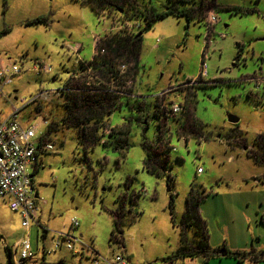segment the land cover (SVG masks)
Returning a JSON list of instances; mask_svg holds the SVG:
<instances>
[{"label": "rangeland", "instance_id": "374dc122", "mask_svg": "<svg viewBox=\"0 0 264 264\" xmlns=\"http://www.w3.org/2000/svg\"><path fill=\"white\" fill-rule=\"evenodd\" d=\"M87 1L0 0V69H21L4 87L0 111L6 106L20 109L19 121L37 128L36 139L46 137L54 145L34 177L40 225L32 222L25 228L9 200H0V264H7V249L14 252L24 239L30 240L34 254L25 264H93L92 250L101 259L123 254L131 264H264L223 254L164 262L181 245V217L192 189L205 196L200 216L212 249L224 243L240 252L264 248V164L248 156L255 151L256 136L264 134V93L247 81L264 75V0H217L249 11L210 12L218 21L209 36L198 19L169 16L154 24L142 36L138 70L137 61L129 63L138 71L139 83L135 77L124 92L137 88V100L106 116L114 127L102 120L92 145L81 136L83 127L64 122L63 87L80 71L82 59L93 58L96 38L121 28L139 33L144 23L127 20L110 6L98 14ZM153 1L159 11L168 4ZM38 17L47 21L30 23ZM114 59L115 69L125 62ZM203 62L208 68L203 83L179 88L199 76ZM40 64L50 72L32 69ZM87 81L84 77L74 89H84ZM109 83L107 79L100 92L109 94ZM41 93L48 101H34ZM174 103H186L185 109L177 116L169 113L167 120L164 110L170 112ZM229 114L239 118L237 124L228 121ZM51 124L57 128L49 131ZM114 128L122 134L109 136L107 131ZM89 130L84 133L90 135ZM120 141L123 147L115 149ZM144 143L163 152L160 176L144 166ZM120 206L126 210L122 245L111 240L114 212ZM73 220L80 226L73 228ZM61 234L78 238L74 251L66 248L65 240L55 249Z\"/></svg>", "mask_w": 264, "mask_h": 264}, {"label": "trees", "instance_id": "16d2710c", "mask_svg": "<svg viewBox=\"0 0 264 264\" xmlns=\"http://www.w3.org/2000/svg\"><path fill=\"white\" fill-rule=\"evenodd\" d=\"M167 2L168 4L164 5L162 7L163 9L160 11L155 7L153 0H88L85 2V4L91 5L94 11L98 14H100L106 6H110L119 11L123 10L122 13L127 20H136L144 23L143 26H138L139 33H135L132 28H121V30L115 33L111 31L108 34L99 37V40L96 43L95 53L89 66L95 71L98 69L97 71L101 72L105 77H108L111 85L112 82H116L117 80V73L113 63L116 58L114 59V57H121L126 63L137 61L141 51L142 36L146 31L152 29L154 24L158 21L171 16L179 19L186 17L187 21L198 19L204 22L208 18L210 12L216 13L218 10H235L236 12L241 13L249 11L220 5L217 0H167ZM46 21L45 18L38 17L35 21L30 23H44ZM1 34L2 33H0V35ZM102 51H104V53H101ZM105 53L107 55H105ZM239 60L240 55L237 57V61ZM237 64L238 63H236V65ZM202 83H199V85ZM198 86L196 85V87ZM63 94L67 97L64 105L66 108L64 122L71 126L83 127L82 130H80V133L85 142L91 145L95 144L98 137L94 133L100 130L104 115H112L113 111L119 109V106H117V99H119V96L112 92L107 95L100 91L91 93L86 90V88L80 90L78 93ZM164 112V117L169 118L170 112L166 110H164ZM157 117H159L158 113ZM56 128L57 125L51 124L49 131ZM86 130L91 132L90 135L84 133ZM116 132L117 130L114 128L108 135L114 136ZM117 133L122 134V132ZM118 143L119 144L115 149H121L123 147L121 141ZM253 145L255 151L248 152V156L252 157L257 163L264 164V134L257 135L253 141ZM144 150L146 152L145 168L150 174L160 176L159 169L162 168L160 156L163 152H159L157 148L154 149L149 143H144ZM164 161H168L167 158ZM199 169L201 170L200 173H202L203 170L201 168ZM35 175L36 173L33 174V177H35ZM203 198H205V196H201L198 192H195L194 189L190 191L189 196L186 199V212L181 217L180 225L183 229L181 233V245L178 246L176 255L165 259L164 262L168 261L172 263L174 262V259L177 258L186 259L187 257L195 256H204L209 259L217 254L228 255L239 259H250L253 263L264 261V251L257 253L252 250L250 252L233 253L229 251L227 248L228 246L225 243L215 249L210 247L211 245L209 242L206 222L202 220L200 216V204L203 201ZM169 206L172 211L173 222L176 223L175 203L172 197ZM114 217L115 227L111 231V240H116L117 243L122 245V227L126 217V210L123 206H120V208L114 212ZM132 221L135 222L133 219L131 222ZM188 230L192 231V236L190 237L188 236ZM1 239L2 236L0 235V240ZM7 255V264H13L11 260V250L7 249ZM59 264L63 263L60 262Z\"/></svg>", "mask_w": 264, "mask_h": 264}, {"label": "built area", "instance_id": "2783aa9c", "mask_svg": "<svg viewBox=\"0 0 264 264\" xmlns=\"http://www.w3.org/2000/svg\"><path fill=\"white\" fill-rule=\"evenodd\" d=\"M216 21H218L217 16L213 13H211L206 21H204L208 29V36L211 35L213 25ZM98 40L99 38H96V43ZM128 67L129 66L125 63L119 64L116 68V82L119 83L121 87L116 88L115 86L108 85V93L112 92L118 96H124L125 89L132 86L134 79L129 75ZM32 69L39 73L50 72V68L44 64L36 65ZM207 69V65L203 62L199 76L178 87L191 88L199 85V83H202L201 81L207 76ZM20 72L21 69L15 65L10 69H0V88L6 84H10L13 78ZM84 77L88 79L84 84V88L91 93L101 91V86L105 85V83H97V85L94 83L96 78L93 76L92 68H88ZM76 80L77 78L70 77L68 82L64 85L62 92H79L80 90L74 89V82H76ZM247 81L253 84L256 90H260L264 93V75L249 77ZM94 86L96 89L93 88ZM166 93L167 91L162 92L159 97L165 96ZM46 97V94H41V96L36 97L34 101L46 99ZM184 109V104L174 103L171 105L170 115L177 116ZM20 111V109L14 110L8 119L0 123V200H9L11 210L20 213L24 220L25 228L29 229L32 222L40 225L37 216L38 209L40 208L37 202L36 191L32 183L33 171L39 163L40 155L53 151L54 145L45 141L43 137L36 139L37 128L35 126L24 128L19 121L18 114ZM198 172H201L199 168ZM72 226L73 228H77L80 224L77 220H73ZM64 240L67 241L66 248L69 251H74V243L79 242L78 238L74 236L61 234L59 235V240L55 242V249H60ZM29 241V239H24L15 244L14 252L11 251V260L13 264H25L34 258ZM92 252L94 254L92 259L93 264H131L128 261L129 259L123 254L115 255L112 259H101L98 253L93 250Z\"/></svg>", "mask_w": 264, "mask_h": 264}, {"label": "crops", "instance_id": "0c3cea01", "mask_svg": "<svg viewBox=\"0 0 264 264\" xmlns=\"http://www.w3.org/2000/svg\"><path fill=\"white\" fill-rule=\"evenodd\" d=\"M94 55V54H93ZM92 60V59H91ZM90 60V61H91ZM90 61H86V60H84V59H82L81 60V66H80V71H75L74 72V74H72V76L71 77H73V78H77V80H76V82H74V84L76 83V84H78V85H80L79 83V81L80 80H82L81 78L82 77H84V75L86 74V71L88 70V68L89 69H91V67L89 66V63H90ZM136 62V61H135ZM121 64L122 63H125V64H127L129 67H128V72H129V75L130 76H132L133 77V79H135V77H136V79H137V81H138V83H139V77H138V75H139V73H138V65H137V63H138V58H137V62H136V67L135 68H137V70L135 69V70H132L130 67H131V65L129 64V63H126V62H120ZM119 63V64H120ZM42 65V64H41ZM119 66V65H118ZM117 68V67H116ZM98 70V69H97ZM95 71V70H93V76H94V78H96V80H95V84L97 85V83H105V81L108 79V77H105V75H103L101 72H99V71ZM105 79V80H104ZM195 79V78H194ZM77 82H79V83H77ZM114 84H119V83H117V82H112L111 83V85L112 86H114ZM109 85H110V83H109ZM182 85V84H181ZM6 85H4L2 88H0V100H1V96L2 95H4L3 94V90H4V87H5ZM178 86H180V85H178ZM198 86V85H197ZM93 88H95L96 89V87L94 86ZM137 89V88H136ZM136 89H135V91L133 92V93H130V94H125L124 96H120L119 95V99H117V106H119V109L122 107V106H124V104H125V102H130V100H132L133 98H135L136 100H137V97H138V95L139 94H137L136 93ZM185 93V92H184ZM41 94H43V93H41ZM185 95V97H186V99H188L189 97L187 96V94L185 93L184 94ZM46 96H47V94H46ZM3 97V96H2ZM48 97V96H47ZM47 97H46V99H42V100H40V102H42V101H48L47 100ZM191 99L193 100V98L191 97ZM187 101V100H186ZM185 101V102H186ZM193 103V102H192ZM192 103H191V105H192ZM186 104V103H185ZM185 104H184V106H185ZM38 108L40 109V110H42L43 108H42V106H38ZM118 108V107H117ZM118 109H116L115 111H113V113H112V115L117 111ZM12 112H14V109H10V108H8L7 106L5 107V111L3 110V109H1V111H0V123L1 122H3V121H5L6 119H8L9 118V116L12 114ZM106 116H108V118L111 116V115H104L103 116V121L106 123V121L108 122L107 124L109 125L110 124V126L111 127H114L111 123H110V120L109 119H107L106 118ZM167 119V118H166ZM168 120V119H167ZM22 125H23V123H21ZM32 126V125H31ZM23 127L24 128H28V127H30V126H28V127H26L25 125H23ZM116 127V126H115ZM96 136H98V132H96V133H94ZM106 134V133H105ZM219 138V137H218ZM45 139V141H47V139H46V137L44 138ZM48 142V141H47ZM174 151V150H173ZM47 153H43V154H41L40 155V160L38 161L39 163H38V165L35 167V169H34V171H33V174L34 173H37L38 171H39V169H40V166L41 167H43V165H44V163H43V157L46 155ZM48 154H49V152H48ZM199 173V172H198ZM199 174H202V173H199ZM32 183H33V187H34V189H35V191H36V193H37V196H38V190L36 189V186H35V182H34V177H33V179H32ZM37 200H38V198H37ZM40 208V207H39ZM40 212H41V209H38V212H37V216L40 214ZM39 217V216H38ZM203 220V219H202ZM261 221H262V223L264 224V215L262 216V218H261ZM228 246V245H227ZM228 249H229V251L230 252H233V253H236V252H240L239 251V249L237 248V247H235L234 245H232V247H227ZM254 251V252H257V253H259L260 251L262 252V251H264V248L263 247H259V248H255V249H251V251ZM246 251V250H245ZM250 252V251H249ZM250 261V263H253L250 259H240V262H249ZM255 263V262H254ZM189 264H191V263H189ZM197 264V263H196Z\"/></svg>", "mask_w": 264, "mask_h": 264}, {"label": "water", "instance_id": "95a60500", "mask_svg": "<svg viewBox=\"0 0 264 264\" xmlns=\"http://www.w3.org/2000/svg\"><path fill=\"white\" fill-rule=\"evenodd\" d=\"M120 12H123V10H120ZM228 121L229 122H231L232 124H237L238 123V119L239 118H237V117H235V116H232L231 114H229V116H228ZM36 197H37V193H36Z\"/></svg>", "mask_w": 264, "mask_h": 264}]
</instances>
